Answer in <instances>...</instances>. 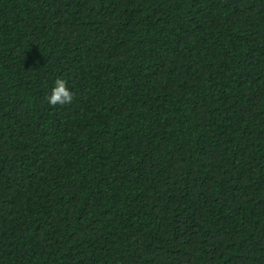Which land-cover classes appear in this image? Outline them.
Wrapping results in <instances>:
<instances>
[{"label": "trees", "instance_id": "16d2710c", "mask_svg": "<svg viewBox=\"0 0 264 264\" xmlns=\"http://www.w3.org/2000/svg\"><path fill=\"white\" fill-rule=\"evenodd\" d=\"M0 264H264V0H0Z\"/></svg>", "mask_w": 264, "mask_h": 264}, {"label": "clouds", "instance_id": "9594fccd", "mask_svg": "<svg viewBox=\"0 0 264 264\" xmlns=\"http://www.w3.org/2000/svg\"><path fill=\"white\" fill-rule=\"evenodd\" d=\"M74 95L73 91L67 86V81L63 78H57L52 93L47 99L53 106L58 104H72L74 101Z\"/></svg>", "mask_w": 264, "mask_h": 264}]
</instances>
